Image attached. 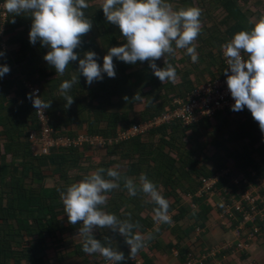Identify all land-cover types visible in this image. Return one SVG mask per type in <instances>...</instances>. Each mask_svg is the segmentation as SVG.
<instances>
[{
    "label": "trees",
    "instance_id": "obj_1",
    "mask_svg": "<svg viewBox=\"0 0 264 264\" xmlns=\"http://www.w3.org/2000/svg\"><path fill=\"white\" fill-rule=\"evenodd\" d=\"M236 1L225 0L223 8L230 14ZM169 2L171 3V0ZM88 3L90 6L84 11L86 17L92 20L93 27L81 38V46L74 51L79 54V58H83V53L87 51H94L97 55V63L102 66L103 57L108 49L122 46L125 40L120 35L119 29L107 22L104 17L101 9L102 0H88ZM177 4V8L187 6L186 0H178ZM8 21L7 32H16L10 37L8 44L18 43L20 50L8 52L7 49L0 47V53L4 54L0 56V64L8 66L13 60L18 67L20 66L25 78L24 80L17 78L4 83L6 88L16 86L14 90L16 96L0 100V137L3 139L2 142H5L2 148L13 158L9 164L0 161L1 186L5 189L9 188L8 191L2 190L0 196L1 216L6 220L15 218L17 221L16 229L11 231L15 233L13 236L3 237L0 234V264H52L48 255L51 250H55L58 259L62 258V260L69 257L68 251L72 250L75 255L83 259L81 264L105 260L98 253L88 255L82 251V239L78 235V229L82 225L80 222L77 225L68 222L58 189L64 190L70 184L78 182L83 175L90 173L92 167L108 169L114 165H120L121 171L122 161L133 160L132 157L137 158L139 165L148 163V158H153L155 170L153 173H148L147 177L158 187L162 186L163 195L170 204L169 212L174 213L172 222L176 223L174 227L171 223L158 226L159 231H153L155 238L148 245L155 242L158 235L165 229H173V233L182 240L197 227H204L213 207L207 197L196 194L202 185V178L211 177L214 173L208 171L206 165L199 164L201 162L195 158L194 154L187 152L185 137L190 129L203 126L212 119H206L190 126H185L182 122H174L152 130L145 139L118 141L119 136L126 129L150 122L174 110L176 100L193 92L204 83L214 82L225 76L221 55H219L220 62L216 60L213 64L207 61L208 52L205 43L204 46H200L198 42L202 39V34L195 42L196 51L199 54L198 63L191 62L190 57L185 54V49H176L174 54L166 55L155 61L158 67H164L165 61L176 68L178 79L175 83L165 81L161 84L149 68L147 61L127 64L113 58L115 78H109L104 74L102 81L94 82L89 86L85 83V78L77 74L78 83L73 85L68 92V95L73 96L74 102L66 108L60 84L71 78L74 74L72 71H77L78 61L70 62L63 76L56 74L54 68L43 59L49 49L42 47L39 42L35 45L29 43L30 15L28 13L20 16L10 14ZM201 22L203 24L202 18ZM240 30H243V26L234 28L232 31L236 33ZM22 32L26 35L25 38L21 36ZM235 33L229 32V38L231 39ZM216 63L219 64L220 76L206 77L208 69L217 66ZM27 85L39 88L40 97L45 102H51L46 112L51 120L55 137L76 138L78 130H85L86 135L102 138L106 142L110 158L117 155L118 151L125 150L124 154L116 161H102L97 167L92 164V158L87 154L89 150L96 152L98 149L88 146L60 149L53 152L50 158H32L28 137L31 132L39 131V124L31 108L30 100L27 98V94H30ZM139 95L142 98L135 99V96ZM246 114L248 122L244 124V130L236 134L235 140L241 136L249 144L240 153L241 155L228 154L239 170L249 172L247 170L253 167L257 172V177L264 178V133L260 131L258 123L253 120L249 110ZM169 128L172 129L169 135H173L171 142L166 140ZM67 129L70 130L67 131ZM247 129L250 130L249 133ZM156 139L159 140L156 141ZM217 147L219 148L220 145ZM166 148L169 149L167 152ZM256 158H261L262 163L260 164ZM45 164L57 168L53 174L55 184L50 188L43 184L45 181L43 165ZM135 165L136 163H133V167ZM233 175L231 173V177ZM231 177L222 178L218 184L219 209L222 211L220 197L226 195L223 189L226 188L225 184L231 181ZM254 177H250L253 183L256 181V176ZM26 179H30L33 183H27ZM34 183H40V186H33ZM248 185L243 183L240 189L244 191L249 188ZM121 186H123V180ZM235 189L234 194H237L239 188ZM188 194L193 195L195 208L185 201ZM107 196L105 211L114 213L121 219L126 218L130 213L132 222H138L142 232L155 226L156 222L153 217L149 216L145 219L140 215L145 208L153 212V208L156 207L145 194L138 193L135 197L126 198V195L115 193L113 190ZM171 198H174V203L170 202ZM123 205L127 207L122 210ZM185 219L194 220L196 224L184 230L180 222ZM2 232L7 233L5 230ZM94 236L102 242L106 236H109L114 241L112 246H117L127 258L129 248L124 243L123 237L111 233L107 228L96 229ZM182 252L183 255L184 251ZM132 259H126V264H137V261Z\"/></svg>",
    "mask_w": 264,
    "mask_h": 264
},
{
    "label": "clouds",
    "instance_id": "obj_2",
    "mask_svg": "<svg viewBox=\"0 0 264 264\" xmlns=\"http://www.w3.org/2000/svg\"><path fill=\"white\" fill-rule=\"evenodd\" d=\"M89 6L88 0H3V8L8 14L30 15L29 43L35 45L39 42L49 49L43 59L56 74L63 76L70 62L78 61L77 71H72L71 78L60 84L66 108L74 102L68 92L78 83V75H82L89 86L102 81L104 74L115 78L113 58L127 64L147 61L161 84L165 81L175 83L178 76L172 64L164 61L161 68L156 60L174 54L176 49H185L191 62L198 63L195 42L201 33L203 10L197 6L177 8L169 0H102L104 17L119 29L125 42L108 49L102 66L97 63L94 51H87L83 58H79L74 50L81 46V38L93 27L84 11ZM221 48L227 63L224 70L226 84L234 100L231 110L240 112L246 107L264 133V16L259 17L250 30L235 33ZM9 72L7 65L0 66V78ZM27 98L41 116L51 106V102H45L39 96L38 90L27 94ZM141 98L135 96L137 100ZM122 180L129 197L143 193L156 205L153 219L157 224L172 223L170 204L163 195L162 186L158 187L144 173L138 178L123 176L120 165L108 169L98 167L64 190L58 189L68 222L82 225L78 229L82 251L88 255L98 253L109 264H126V259L133 258L155 238L151 230L142 232L141 225L132 222L130 213L121 219L104 210L107 194L119 189ZM98 228H107L123 237L129 248L127 258L117 246H112L114 241L109 236L103 242L95 238Z\"/></svg>",
    "mask_w": 264,
    "mask_h": 264
},
{
    "label": "crops",
    "instance_id": "obj_3",
    "mask_svg": "<svg viewBox=\"0 0 264 264\" xmlns=\"http://www.w3.org/2000/svg\"><path fill=\"white\" fill-rule=\"evenodd\" d=\"M178 0H171V3L176 7ZM225 1V0H224ZM223 0H186L187 6H197L203 10V14L201 18L203 19L202 29V39H199L200 46L205 43V47L207 49V61L209 63H213L218 60L219 55L222 53L221 45L230 41L229 32L232 33L234 28H238L239 26H243V30H250L252 25L256 22V20L264 16V0H237L236 4L231 8L232 12L231 18L228 11L223 8L224 4ZM9 19V17H8ZM7 23L9 21L7 20ZM6 23V27L4 30V35L7 38V41L4 43L5 48L8 52L11 50H20V44H8L10 41V37L15 35L16 32L8 33V27ZM241 24V25H239ZM239 25V26H238ZM246 28V29H244ZM20 30V29H19ZM18 30V31H19ZM231 30V31H230ZM17 31V32H18ZM242 31V30H240ZM239 32V31H238ZM237 33V32H236ZM21 36L23 38L26 35L22 32ZM227 39V40H226ZM226 40V41H225ZM205 41V42H203ZM210 43V44H208ZM204 46V45H203ZM0 47L2 48V41L0 39ZM220 62V61H219ZM217 66H213L208 69L206 77L210 78V75H216L219 77V64L216 63ZM1 66V64H0ZM8 67L10 72L0 78V100L1 98H15V89L16 86H9L6 88L4 83H8L10 80L21 79L24 80L25 75L22 73V69L20 66L18 67L17 63L12 60L9 62ZM28 82V81H27ZM210 83V82H209ZM207 84V83H204ZM203 84V85H204ZM3 87V88H2ZM4 92V93H2ZM192 92L186 94L183 98L189 96ZM181 98V99H183ZM1 102V101H0ZM246 111L248 109L245 107L243 111L233 112L231 109L225 110L218 114L217 117L212 119L209 123L203 126H195L187 132V137H185L186 142V150L189 153L195 155V158L200 161L201 165H206L208 171L213 172V175L226 172L228 173V177H231V173L234 175L231 177V181L226 183L225 189H232L235 191V188H239L240 186L234 185L233 180H243L250 179V177L258 176L256 170L251 167L246 171L239 170L236 167V164L229 157L228 153H236L239 155L243 152L247 145V140L243 139V137L239 136V139L235 140L236 134L241 133L245 128V123L248 122ZM131 128L126 129L125 131L130 130ZM1 130V127H0ZM70 129H67L69 131ZM123 131V132H125ZM247 133L250 132L249 129L246 130ZM122 132V133H123ZM85 130H78L77 137L81 135H86ZM172 133V129L169 128L166 134V140L171 142V137L173 135H169ZM246 133V132H245ZM121 134V133H120ZM119 134V135H120ZM243 134V133H242ZM150 135V134H149ZM1 136V135H0ZM158 138L160 136H157ZM146 136L137 137V139H145ZM232 138V139H231ZM136 140V138H134ZM2 138L0 137V161H5V163L9 164L13 161L12 155L6 154V152L2 148ZM159 139H156L158 141ZM232 140V141H231ZM217 145H220L218 148ZM166 148V152H167ZM169 150V149H168ZM38 151V149H37ZM5 152V153H4ZM125 150L118 151L117 155H114L112 158L109 157V153L107 149L105 150H89L88 157L92 158V164L97 167L100 162L106 161H116V159L121 158L124 154ZM32 158H50V156H36L34 152L30 149ZM55 153V152H54ZM52 153V154H54ZM241 155V154H240ZM2 156L5 158H2ZM52 157V155H51ZM133 160L127 159L122 161L121 173L123 176L135 177L138 178L141 173L148 175V173H153L155 170V163L153 158H148L149 162L144 164H137V158L132 157ZM261 164V158H256ZM133 163H136L135 167H133ZM44 173H45V181L43 184L46 185L47 188L53 187L55 184L54 173L57 171V168L54 166H50L49 164L43 165ZM96 168L92 167L90 172L94 171ZM212 175V176H213ZM224 176L222 178H225ZM221 178V179H222ZM26 182L32 184L33 182L29 179H26ZM33 186H40V183H34ZM2 190L8 191L9 188L1 186L0 182V196L2 195ZM115 193H120L126 195V198H130L127 194V191L121 186L119 189L114 190ZM5 194V192H4ZM199 195V191L196 194ZM5 196V195H4ZM6 198V197H5ZM145 199H143L144 201ZM185 201L190 203L193 202V195L188 194L185 198ZM171 203H174V198L170 199ZM211 203L213 210L206 221L204 227H197L191 233L187 234L184 239L180 240L177 234L173 233V229H165L160 235H158L157 240L155 242H151L147 245L142 251L136 254L133 257V261H137V264H185L186 262V254L189 253H200L203 254L211 250L220 244L225 242L234 241V236L232 234L231 229H227L226 226L221 225L222 218V210L219 208V196L216 195L208 200ZM131 204V203H130ZM115 206V205H113ZM124 206V205H123ZM127 207H122V210ZM149 207V206H147ZM1 203H0V216L1 213ZM172 218L174 213H170ZM142 218H147L149 216L153 217V212L149 211V208H145L140 213ZM65 218V217H63ZM183 226L184 230H188L190 227L194 226L196 223L194 220L185 219L180 222ZM17 221L15 218L6 220L2 216L0 217V234L4 237L13 236L15 233L11 232L16 229ZM152 228H147V231L151 230L152 232L161 224H154ZM176 223L173 221L171 226H175ZM11 227V229H9ZM5 230L7 233L2 232ZM182 251H184V256L182 255ZM48 252V251H47ZM69 257L65 260L62 258L59 260L58 255L55 250H51L48 252L49 257L51 258L52 264H81L82 258L75 255L72 250L68 251ZM143 254L145 255L143 257ZM53 255V256H52ZM2 256V255H1ZM52 256V257H51ZM12 262L11 260H9ZM222 261V259H221ZM222 264H264V235L261 238L256 239L253 244L250 245L247 252L243 253H232L229 252L223 259Z\"/></svg>",
    "mask_w": 264,
    "mask_h": 264
},
{
    "label": "built area",
    "instance_id": "obj_4",
    "mask_svg": "<svg viewBox=\"0 0 264 264\" xmlns=\"http://www.w3.org/2000/svg\"><path fill=\"white\" fill-rule=\"evenodd\" d=\"M9 15L3 8V1H0V39L3 49L5 48L4 43L7 41L4 30ZM221 57L226 69L227 63L223 51ZM27 86L29 93L38 90L40 96L39 88ZM233 104L234 100L228 90L226 76H224L214 82L201 85L185 99L176 100L174 102L176 106L174 110L150 122L138 124L122 133L118 141H128L140 136H146L152 130L168 126L174 122H182L185 126L195 125L203 120L213 119L219 113L231 109ZM30 105L35 112L39 124V131L31 132L28 137V142L31 145V150L34 152V155L51 156L53 152L60 149L83 148L84 146L99 150L106 149V142L99 137H90L88 135H81L76 138H69L67 136L55 137V132L51 127V120H49L46 110L43 112V116H41L37 112V109L32 106L31 101ZM227 175L228 173L222 172L211 177L202 178V185L199 189L198 196H205L209 200L218 195V184L221 178ZM232 183L237 186L243 183L249 184L248 189L244 191L238 190L237 194H234L232 189L224 188L223 190L226 195L220 197L223 208L221 225L232 230L235 240L220 244L203 254L189 253L186 257L185 264H222L227 253L247 252L250 245L256 239L263 237L264 178L256 177L254 183L248 179L241 181L234 179ZM191 206L195 208L196 204L192 202ZM90 264H109V262L102 260Z\"/></svg>",
    "mask_w": 264,
    "mask_h": 264
},
{
    "label": "rangeland",
    "instance_id": "obj_5",
    "mask_svg": "<svg viewBox=\"0 0 264 264\" xmlns=\"http://www.w3.org/2000/svg\"><path fill=\"white\" fill-rule=\"evenodd\" d=\"M52 256H53V255H52ZM52 256H51V257H52Z\"/></svg>",
    "mask_w": 264,
    "mask_h": 264
}]
</instances>
